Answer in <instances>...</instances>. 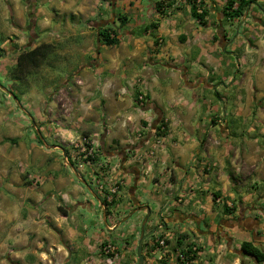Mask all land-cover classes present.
I'll return each mask as SVG.
<instances>
[{
  "label": "crops",
  "instance_id": "1",
  "mask_svg": "<svg viewBox=\"0 0 264 264\" xmlns=\"http://www.w3.org/2000/svg\"><path fill=\"white\" fill-rule=\"evenodd\" d=\"M39 1L30 42L0 52V264H104L102 241L116 264H136L147 209L143 264L160 254L154 236L166 238L157 264H178L189 241L193 264H264L240 248L264 250V0L234 18L227 0H168L165 12L156 0ZM34 49L15 84L7 70ZM83 138L101 154L79 166Z\"/></svg>",
  "mask_w": 264,
  "mask_h": 264
},
{
  "label": "built area",
  "instance_id": "2",
  "mask_svg": "<svg viewBox=\"0 0 264 264\" xmlns=\"http://www.w3.org/2000/svg\"><path fill=\"white\" fill-rule=\"evenodd\" d=\"M195 1L196 3L199 2V0H195ZM167 3H169V1L164 0V4L166 5ZM167 9L168 8L165 7V10ZM136 101L141 106L144 104L143 93L139 92L136 95ZM163 130H164V126L161 124V126H159L158 128L159 134ZM159 134L155 139L156 144L160 140ZM152 153L153 152L151 151V154ZM100 154L101 153L99 151L98 144L95 143V141L89 138H83L80 140V143L77 145L76 165L80 166L82 164H92L98 159ZM123 154L125 155V157L140 161L142 164L145 162L144 161L145 157L135 153L130 146L129 147L127 146L123 149ZM147 169H148V165H144L142 167L144 173L147 172ZM164 183H165L164 179L159 180L158 182V184L162 187L164 186ZM96 185L99 190L103 188V184L98 179L96 180ZM118 189H119L118 182L115 181L110 184L106 194V203L111 201L113 195L118 192ZM152 244L154 246V249L159 251L160 254L156 258L148 259L146 262H144V264H157V261H160L165 258L167 252L166 238L161 236H154L152 238ZM186 245L181 246L176 252V260L178 264H193V256L198 252V246L196 243H194V241H189ZM99 255L104 264H116V261L119 258L117 247L115 246V244L109 241H102L99 244Z\"/></svg>",
  "mask_w": 264,
  "mask_h": 264
},
{
  "label": "rangeland",
  "instance_id": "3",
  "mask_svg": "<svg viewBox=\"0 0 264 264\" xmlns=\"http://www.w3.org/2000/svg\"><path fill=\"white\" fill-rule=\"evenodd\" d=\"M39 1V0H38ZM55 1V0H54ZM33 3H37V0H0V49H2L0 52L3 50H7L10 44H18L19 41L23 42L22 44L30 42V27L31 24L33 26V17L35 18V15H33V12L35 11V8L33 6ZM40 5L43 4L44 7L46 5L45 0L39 1ZM58 4L57 1H55V5L52 8L53 11H56L55 6ZM18 5L24 6V17H18L15 15V7ZM59 5V4H58ZM19 6V7H20ZM31 12V17H29V13ZM22 20L23 23H22ZM35 25V24H34ZM39 30V29H38ZM34 39V38H31ZM9 71V69L7 70ZM18 80V79H17ZM1 85L3 84L2 81H0ZM18 84V81H16ZM6 89H14L12 88L11 85H6ZM73 146V145H72ZM77 148V146H76ZM152 206L153 203L150 202ZM139 217V211H135L133 215H131L128 219L129 224L131 222H135ZM150 219V218H149ZM141 220L138 223V230L140 228ZM148 222L146 223V225ZM138 240V239H137Z\"/></svg>",
  "mask_w": 264,
  "mask_h": 264
},
{
  "label": "trees",
  "instance_id": "4",
  "mask_svg": "<svg viewBox=\"0 0 264 264\" xmlns=\"http://www.w3.org/2000/svg\"><path fill=\"white\" fill-rule=\"evenodd\" d=\"M253 2H254V0H227L226 4L224 5V15L228 18L239 17L244 13V11L246 10L249 3H253ZM155 4H156L157 10L161 11V12L162 11L165 12L166 11L165 7L168 8L170 6L169 3H167L165 5L164 0H156ZM28 13H29V17H31V12L29 11ZM195 15H197V17H200L199 14H195ZM98 34L100 36V40L103 41L105 44H114L117 42L116 35L112 32V30L101 28V29H99ZM1 50L2 49H0V51ZM39 51H40L39 49H37V50L34 49L32 51H22L18 54L17 64L14 67H11L9 69V73H10L11 77L16 79V80L18 79L17 80L18 84H20L23 81L22 77L25 73V68L28 65L29 61L31 59L33 61H35V60H37V57L41 55L42 52L39 53V55H38ZM102 203L106 204V201L103 200ZM184 245H186V244H183L182 246H184ZM179 248L180 247L178 246V249ZM240 248L245 254L252 257L255 261H257V262L264 261V250L253 245L250 241H242ZM193 258H194V256H193Z\"/></svg>",
  "mask_w": 264,
  "mask_h": 264
},
{
  "label": "water",
  "instance_id": "5",
  "mask_svg": "<svg viewBox=\"0 0 264 264\" xmlns=\"http://www.w3.org/2000/svg\"><path fill=\"white\" fill-rule=\"evenodd\" d=\"M149 215V209L146 210V215L144 216V220L141 222L140 230H139V237L137 240L136 245V255H137V262L136 264H143L144 257L142 253V242L144 238L147 236L149 232H144V221L146 220L147 216Z\"/></svg>",
  "mask_w": 264,
  "mask_h": 264
}]
</instances>
